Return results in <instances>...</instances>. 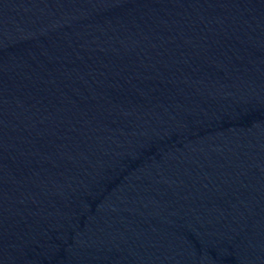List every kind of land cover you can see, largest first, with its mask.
<instances>
[{
	"label": "water",
	"instance_id": "water-1",
	"mask_svg": "<svg viewBox=\"0 0 264 264\" xmlns=\"http://www.w3.org/2000/svg\"><path fill=\"white\" fill-rule=\"evenodd\" d=\"M0 264H264V0H0Z\"/></svg>",
	"mask_w": 264,
	"mask_h": 264
}]
</instances>
